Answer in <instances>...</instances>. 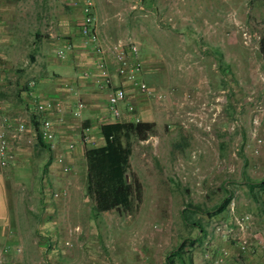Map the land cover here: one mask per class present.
Listing matches in <instances>:
<instances>
[{
  "label": "rangeland",
  "instance_id": "374dc122",
  "mask_svg": "<svg viewBox=\"0 0 264 264\" xmlns=\"http://www.w3.org/2000/svg\"><path fill=\"white\" fill-rule=\"evenodd\" d=\"M47 3L65 5L61 0ZM95 3L104 34L114 42L133 38L142 78L164 94L157 100L142 92L137 96L141 102L135 103L140 121L153 123L147 139L131 140L129 173L141 183L142 198L132 210L95 212V198L87 191L86 150L66 159L72 168L65 173L52 166L55 152H35L39 143L31 132L27 145L35 148L33 170L27 175L17 170L6 190L0 184V210L8 203L11 213L0 235L16 240V260L28 256L31 264H47L44 258L48 264H167V255L183 242L185 263L192 264L207 250L228 248L233 243L225 235L226 223H236L246 212L258 219L264 210L262 202L250 209L246 188L264 180V0ZM54 17L46 20L45 55H54L56 40L64 33L51 22ZM120 120L126 121L123 116ZM99 127L83 148L104 144ZM44 166L48 174L40 172ZM228 190L234 210L230 205L223 213L207 214ZM188 206L196 209L188 213L187 223L183 210ZM194 221L203 226L205 237ZM40 223H50L47 229L58 239L47 253L39 245L46 243L43 236L31 240L26 235ZM233 234L242 237L236 227ZM172 260L183 264L176 255Z\"/></svg>",
  "mask_w": 264,
  "mask_h": 264
},
{
  "label": "crops",
  "instance_id": "0c3cea01",
  "mask_svg": "<svg viewBox=\"0 0 264 264\" xmlns=\"http://www.w3.org/2000/svg\"><path fill=\"white\" fill-rule=\"evenodd\" d=\"M47 1L0 0V62L2 65L0 104L5 106L6 115L9 117V122L6 124L0 120V129L4 126L8 130L12 129L19 121H25L27 124V129L21 140H11L10 142L11 159L8 165L4 168L0 167V184L5 190V185L10 184L14 175L23 172V175L31 173L35 148V152L42 149L49 150L48 144L39 136V120L35 114V103L27 93L31 80L36 81L35 90L40 92L44 99L60 100L64 105L63 118L56 111L49 112L47 115L56 121L57 146L54 151L65 152L69 155L66 157L67 161L74 152L81 149L86 150L76 137V132L82 124L93 126L92 139H94L95 128L113 121L109 111V95L114 88L121 86L126 91V98L120 105L123 118L126 121H132L135 116H140L137 110L136 114L129 112L128 106L131 104L136 106V102L140 103L141 99L137 96L141 97L140 95L143 93L117 74L113 58H110V78H102L97 65L98 56L82 45L80 37V24L83 18L81 7L74 5V0H61L65 3L61 8L57 7L55 3L48 5ZM151 3L154 4V2ZM142 4L143 6L144 4L150 6V3L148 5L145 1ZM52 16L57 17H54L51 22L61 26L64 30L62 36L56 40L59 45L57 47L65 46L68 42L74 44V48L68 51L64 59L59 58L55 51H53V56L50 53L45 55L42 49L45 40L48 39V35L44 31L48 25L46 20ZM57 19L59 22L56 21ZM102 31L103 33L106 31L104 26ZM51 36L53 37L54 34ZM84 72H88L89 75H84ZM140 78L143 79L142 74ZM78 99L84 100L86 103L80 117L73 113ZM143 112L141 111V113ZM60 119L62 120L60 121ZM31 132H34L37 139L36 143H39L36 144L35 148L33 147V150L27 145V137ZM70 142H75V148L72 151L66 150ZM53 165L58 166L52 161ZM17 170H20L19 173ZM39 170L48 174L47 166ZM246 188L251 204L250 209L254 211L253 203L262 202L264 204V189L256 187L252 190L251 184H246ZM257 190L260 192L254 194V191ZM10 214L8 203H5L4 208L0 210L1 232L10 222ZM50 223L52 224V222ZM50 223H40L34 228L31 226L29 232L26 233L31 240L44 237L46 243L41 242L39 244L41 247L44 246V248L39 247L43 249L44 253L50 252L58 240L55 237V232H49L50 229H47L51 225ZM234 223L233 221L230 225L236 227L242 237L250 239L252 244L248 251H241L236 245H230L229 241L231 247L228 248H230L231 254L226 258V264H264V210H262V217H258V219L252 216V219L245 224L244 229H240ZM5 235H0L4 241L0 247L8 248L9 264H31L32 258L29 260L28 256L16 260L12 254L16 240ZM200 236L205 237V234H200ZM22 238L18 237L17 239ZM25 240L26 243L29 242L27 238ZM224 241L228 242L225 239ZM30 242L32 243V241ZM75 253L78 254L79 252ZM79 260L81 261V259ZM43 261L47 264L50 263L46 258ZM55 264H62V261L55 260ZM192 264L215 263L203 255L199 261Z\"/></svg>",
  "mask_w": 264,
  "mask_h": 264
},
{
  "label": "built area",
  "instance_id": "2783aa9c",
  "mask_svg": "<svg viewBox=\"0 0 264 264\" xmlns=\"http://www.w3.org/2000/svg\"><path fill=\"white\" fill-rule=\"evenodd\" d=\"M74 5L80 6L82 10V22L80 24V37L82 45L91 50L98 56L97 65L102 78L109 79L111 75L110 58L114 59L116 64L117 74L125 80L132 83L141 92L150 98L161 100L164 94L160 91L153 89L148 83L140 78L143 70V64L139 59V48L137 42L133 38H127L126 40L111 41L103 33L102 28L104 20H100L95 0H74ZM74 48L72 42H68L65 46L56 47L55 54L64 59L69 50ZM1 62H0V80L1 75ZM84 75L88 76V72H84ZM36 81L31 80L29 82L28 95L35 103V114L38 116L39 127L38 133L41 139L50 146V150L54 151L57 146V133H56V121L47 114L49 112H58L60 117L63 118L64 105L60 100L44 99L40 92L35 90ZM126 98V91L123 87L114 88L109 95V111L113 117V121H121L122 109L121 103ZM86 103L84 100L78 99L76 101V108L73 113L75 116L80 117L82 109ZM129 112L136 114V107L131 104L128 106ZM5 106L0 104V120L4 124L9 122V117L6 115ZM62 119H60L61 121ZM135 122L140 121L139 116H135ZM27 124L25 121H19L12 129H6L5 126L0 129V167H6L11 159L10 155V142L11 140H21ZM92 129L93 126H83L76 132L78 142L86 147L92 140ZM75 148V142H70L66 150L72 151ZM55 152V151H54ZM53 162L57 164L62 172L68 173L71 170V166L66 162L65 152H55ZM60 192L54 193L58 196ZM232 210L235 207V201L232 200ZM252 219L251 215L245 214L242 218L236 220V225L240 229L245 228V224ZM217 225V231H222L224 227L221 224ZM226 234L229 240L236 245L241 251H248L252 244V241L247 238H242L240 235L233 234L234 226L226 223L225 225ZM8 248L0 247V264H9L7 258ZM231 254L229 248L223 247L218 249L217 252L213 250H207L204 253L206 259L213 260L215 264H223Z\"/></svg>",
  "mask_w": 264,
  "mask_h": 264
},
{
  "label": "trees",
  "instance_id": "16d2710c",
  "mask_svg": "<svg viewBox=\"0 0 264 264\" xmlns=\"http://www.w3.org/2000/svg\"><path fill=\"white\" fill-rule=\"evenodd\" d=\"M261 49L264 51V38L261 40ZM153 123L147 121H110L102 124L101 134L104 144L89 147L85 151L87 160V191L95 198L94 211L101 213L114 209L132 210L137 199L142 198V185L137 178H132L129 173L130 158L133 152L131 140L138 137L145 140L152 130ZM41 138V137H40ZM49 147V148H48ZM50 150V146L48 145ZM256 187L264 189V180L252 182V190ZM225 199L212 211H208L210 216L223 213L231 204L232 194L227 191ZM188 206L183 210L185 221L188 223V213H194L196 208ZM199 209V208H197ZM199 227L200 234H206L205 229L197 221L192 223ZM198 239V237L196 238ZM190 241L195 245V240ZM183 242L174 253L167 255V264H173L172 256L176 255L183 264L184 247Z\"/></svg>",
  "mask_w": 264,
  "mask_h": 264
}]
</instances>
